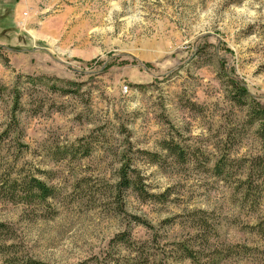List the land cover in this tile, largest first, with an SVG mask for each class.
Segmentation results:
<instances>
[{"label":"rangeland","instance_id":"obj_1","mask_svg":"<svg viewBox=\"0 0 264 264\" xmlns=\"http://www.w3.org/2000/svg\"><path fill=\"white\" fill-rule=\"evenodd\" d=\"M257 102L264 0H0V264H264Z\"/></svg>","mask_w":264,"mask_h":264},{"label":"trees","instance_id":"obj_2","mask_svg":"<svg viewBox=\"0 0 264 264\" xmlns=\"http://www.w3.org/2000/svg\"><path fill=\"white\" fill-rule=\"evenodd\" d=\"M236 88H237V94H236L237 97L240 98L247 94V91L244 87L236 85ZM252 114L255 120H258L259 122V134L264 139V106H262L258 102L255 103V107L252 109ZM29 183H30V190H33V192L34 191L37 192L39 197L45 198L52 194L51 189L45 186V184L39 179L32 178L29 181ZM121 183L123 184V186L126 187L130 186V180L124 177V174ZM185 251H186V256L189 257L191 260H194V254L192 253V251L188 249H185ZM17 264H48V263L29 257L26 260L20 261V263Z\"/></svg>","mask_w":264,"mask_h":264},{"label":"built area","instance_id":"obj_3","mask_svg":"<svg viewBox=\"0 0 264 264\" xmlns=\"http://www.w3.org/2000/svg\"><path fill=\"white\" fill-rule=\"evenodd\" d=\"M124 89L127 90V86H124Z\"/></svg>","mask_w":264,"mask_h":264}]
</instances>
